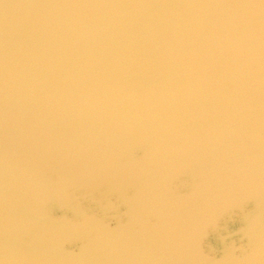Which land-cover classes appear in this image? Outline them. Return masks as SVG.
I'll return each instance as SVG.
<instances>
[{"label": "water", "instance_id": "water-1", "mask_svg": "<svg viewBox=\"0 0 264 264\" xmlns=\"http://www.w3.org/2000/svg\"><path fill=\"white\" fill-rule=\"evenodd\" d=\"M0 264H264V0H0Z\"/></svg>", "mask_w": 264, "mask_h": 264}]
</instances>
